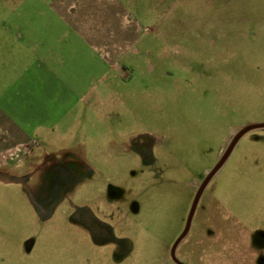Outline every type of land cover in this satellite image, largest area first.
<instances>
[{
    "label": "rangeland",
    "instance_id": "obj_1",
    "mask_svg": "<svg viewBox=\"0 0 264 264\" xmlns=\"http://www.w3.org/2000/svg\"><path fill=\"white\" fill-rule=\"evenodd\" d=\"M0 110V264H175L264 123V0H0ZM176 255L264 264V128Z\"/></svg>",
    "mask_w": 264,
    "mask_h": 264
},
{
    "label": "crops",
    "instance_id": "obj_2",
    "mask_svg": "<svg viewBox=\"0 0 264 264\" xmlns=\"http://www.w3.org/2000/svg\"><path fill=\"white\" fill-rule=\"evenodd\" d=\"M9 119L0 110V167L11 172L10 169H7V165L14 163L16 157H18L15 152L25 149L32 140L27 133L23 132L21 128ZM12 155L13 157H11ZM11 159L13 161H10Z\"/></svg>",
    "mask_w": 264,
    "mask_h": 264
},
{
    "label": "water",
    "instance_id": "obj_3",
    "mask_svg": "<svg viewBox=\"0 0 264 264\" xmlns=\"http://www.w3.org/2000/svg\"><path fill=\"white\" fill-rule=\"evenodd\" d=\"M264 128V123L262 124H253V125H249L246 126L244 128H241L236 134H234L232 141L230 142V145L228 146L226 152L224 153V155L221 157L220 161L218 162V164L212 169V171L208 174L203 187L201 188V190L199 191L193 206L191 208L189 217H188V221H187V225L186 228L184 230V232L182 233V235L177 239V241L174 243L172 250H171V257L172 260L177 263V264H182L176 257V249L178 247V245L180 244V242L185 238V236L187 235L189 228H190V224L192 221V218L194 216L196 207H197V203L198 200L200 198V195L203 191V188L206 186V184L212 179V177H214L218 171L222 168V166L225 164L226 160L228 159V157L230 156L232 150L234 149V147L236 146V144L238 143V141L240 140V138L245 135L246 133H248L249 131L255 130V129H261ZM0 181L2 182H11V178L9 176H5L4 174L0 173Z\"/></svg>",
    "mask_w": 264,
    "mask_h": 264
},
{
    "label": "flooded vegetation",
    "instance_id": "obj_4",
    "mask_svg": "<svg viewBox=\"0 0 264 264\" xmlns=\"http://www.w3.org/2000/svg\"><path fill=\"white\" fill-rule=\"evenodd\" d=\"M233 139V138H232ZM135 142H137V144L138 145H140V146H142L141 148H139L138 149V151L140 152V154H141V156L144 158V159H147L148 158V156H151L152 155V153H153V146H152V143L150 142V141H148L147 139H143V138H140V139H138V140H136ZM230 145V144H229ZM228 145V146H229ZM228 148V147H227ZM227 150V149H226ZM226 152V151H225ZM224 155V154H223ZM222 155V156H223ZM150 161L149 162H153L154 161V158H152V159H149ZM3 169V168H2ZM213 169V168H212ZM212 169H211V171H212ZM210 171V172H211ZM210 172H208L205 176H203L201 179H196V180H194V181H192V182H190L189 183V187L192 189V192L194 193V199H193V202H192V205H191V208H192V206H193V203H194V201H195V199H196V197H197V195H198V193H199V191L201 190V188L203 187V184H204V182H205V180H206V178H207V176H208V174L210 173ZM1 174H4L5 176H8V174L10 173V171H8V170H6V169H3V170H1V172H0ZM12 173V172H11ZM13 174V173H12ZM216 176V175H215ZM214 176V177H215ZM214 177H212V179L214 178ZM211 179V180H212ZM211 180L206 184V186L203 188V191H202V193H201V195H200V198H199V200H198V203H197V207H196V210H195V213H194V216H193V218H192V221H191V224H190V228H189V231H188V233H187V235L185 236V238L180 242V244L186 239V237L188 236V234H189V232H190V230H191V227H192V223H193V220H194V217H195V214H196V212H197V209H198V206H199V204H200V201H201V199H202V197H203V195H204V193H205V190H206V188L208 187V185H209V183L211 182ZM191 208H190V211H191ZM189 214H190V212H189ZM188 217H189V215H188ZM187 221H188V218H187V220H186V224H185V228H186V225H187ZM185 228H184V230H185ZM184 232V231H183ZM182 232V233H183ZM182 235V234H181ZM180 235V236H181ZM179 236V237H180ZM177 241V240H176ZM179 244V245H180ZM179 245H178V247H179ZM178 247H177V249H178ZM177 249H176V251H177ZM172 250V249H171ZM176 257H177V255H176ZM172 258V257H171ZM178 259V258H177ZM179 260V259H178ZM180 261V260H179ZM181 262V261H180ZM182 263V262H181ZM175 264H177V263H175ZM183 264V263H182Z\"/></svg>",
    "mask_w": 264,
    "mask_h": 264
},
{
    "label": "built area",
    "instance_id": "obj_5",
    "mask_svg": "<svg viewBox=\"0 0 264 264\" xmlns=\"http://www.w3.org/2000/svg\"><path fill=\"white\" fill-rule=\"evenodd\" d=\"M11 157H13V155Z\"/></svg>",
    "mask_w": 264,
    "mask_h": 264
}]
</instances>
